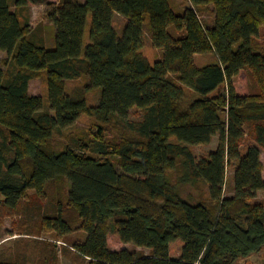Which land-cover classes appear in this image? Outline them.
Instances as JSON below:
<instances>
[{"label":"trees","instance_id":"trees-1","mask_svg":"<svg viewBox=\"0 0 264 264\" xmlns=\"http://www.w3.org/2000/svg\"><path fill=\"white\" fill-rule=\"evenodd\" d=\"M30 3L47 5L54 47L31 27ZM115 13L127 18L121 35ZM146 22L162 51L153 64L142 51ZM263 27L264 0H0V226L5 214L37 215L0 264H51L56 244L39 236L64 241L77 230L85 238L64 247L73 264L264 255ZM207 53L214 59L198 66L195 55ZM244 73L252 82L237 85ZM42 77L46 108L29 92ZM82 115L88 128L67 132ZM215 135L216 148L198 157L193 146ZM186 185L197 194H183ZM111 237L135 248L113 249Z\"/></svg>","mask_w":264,"mask_h":264},{"label":"rangeland","instance_id":"rangeland-1","mask_svg":"<svg viewBox=\"0 0 264 264\" xmlns=\"http://www.w3.org/2000/svg\"><path fill=\"white\" fill-rule=\"evenodd\" d=\"M172 3L175 8H181L182 6L187 4V0H172ZM12 8H14V6H12ZM24 12L25 14L29 15L32 28H36L38 27V25L43 27L42 30L45 32V35H46V45L48 47H54L55 29H54V26L48 21L46 17L47 16L46 15L47 5L45 3H30L26 11ZM205 18L207 19L208 22L212 21L211 17L208 14L205 15ZM126 20L127 18L125 16L115 13L113 23L119 35H121L122 33ZM146 24L147 22L145 23V28H144V46L142 48V51L148 57L150 63L153 64L154 61L158 57L161 56L162 51L161 49L155 48L152 46ZM169 30L171 33L175 32V30L172 27H170ZM259 40L264 42V27L261 29V35H260ZM5 56H6V53L3 51H0V61ZM213 59H214V55L211 53L195 55V63L198 66L205 62L211 61ZM251 82L252 80L245 73L242 75V77L236 79V84L238 83L237 85L242 84L243 86L244 84L245 86H247L246 84H249ZM73 83L74 82L70 81L68 85H72ZM245 88L247 89V87ZM29 92L31 94L42 96L43 106L45 105V108L46 106H48L47 85L43 77L32 79L29 82ZM96 99H97L96 92H92L89 94L90 102H94L96 101ZM89 123H90V118L85 115H82L79 117V119L75 122L74 125H72L71 127L67 129V132L71 130L72 131L85 130L88 128ZM217 141H218V136L215 135L210 143L195 145L193 146V150L198 157L206 155L210 150H213L214 148H216ZM251 142H253V138L250 135H247L246 141L244 144L246 145ZM261 160L263 161V166H264V147H262ZM232 176H233V167L228 166L226 170V186H225V194L227 195L232 193V183H233ZM263 176H264V168H263ZM190 190L193 191L194 195L197 194V192L194 189L190 188V186L188 185L183 187L182 192L183 194H186ZM256 199L264 201V190H260L257 192ZM46 207L47 206H45V208ZM43 210L44 209H41V211L39 210V213H42ZM34 216H37V215H34L33 211L27 212V213L25 212L11 213V214L4 215L2 224L0 226V251L8 247H11L19 239H22L21 237L19 238V236H24V237L27 236L23 234L20 235L19 233L21 232L20 229L24 224H26V222H30V219L35 220L36 217L33 218ZM85 236H86L85 232L81 230H77V231H73L70 234H68L64 238V241L57 240L53 234L46 233V232L42 233V235L39 237H42L43 239H46L48 241H52V242L54 241L56 244L57 260L53 261L51 264H73L70 256L65 253L64 247L65 245L69 246V244L73 240L77 238H85ZM31 237H35V236H31ZM26 239H32V238H26ZM25 241H28L26 242L28 244V251L34 253V249H33L34 242L31 240H25ZM110 247L113 249L124 248V247L129 248V249L135 248L132 242H122V241L117 242L114 237L110 238ZM137 249H143V248L139 247ZM143 250L148 252L147 249H143ZM30 257H32L31 254H30ZM35 259L36 257L34 258V260H30V263L32 264L35 261ZM239 264H264L263 252L254 254L248 260L241 262Z\"/></svg>","mask_w":264,"mask_h":264}]
</instances>
